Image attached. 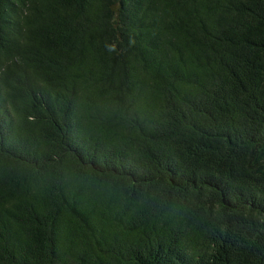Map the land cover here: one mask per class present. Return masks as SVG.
I'll return each mask as SVG.
<instances>
[{
	"label": "trees",
	"instance_id": "obj_1",
	"mask_svg": "<svg viewBox=\"0 0 264 264\" xmlns=\"http://www.w3.org/2000/svg\"><path fill=\"white\" fill-rule=\"evenodd\" d=\"M0 264H264V0H0Z\"/></svg>",
	"mask_w": 264,
	"mask_h": 264
}]
</instances>
